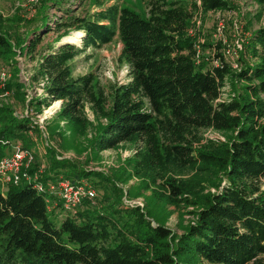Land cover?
<instances>
[{
	"label": "trees",
	"instance_id": "1",
	"mask_svg": "<svg viewBox=\"0 0 264 264\" xmlns=\"http://www.w3.org/2000/svg\"><path fill=\"white\" fill-rule=\"evenodd\" d=\"M254 1L260 18L264 0ZM50 2L55 14L40 19L19 46L35 62L30 81L42 82L30 108L41 114L60 101L54 117L84 136L92 125L89 106L105 120L95 128V152L129 143V166L155 197L198 209L195 221L175 236L139 206L100 209L83 198L66 208L57 195L21 180L0 190V264H264V26L247 37L236 70L221 41L204 44L212 54L199 62L194 38L185 35L197 14L226 9L228 0H142L145 16L108 0ZM74 31L78 42L63 40ZM49 34L55 43L43 46ZM115 37L127 81L101 84L93 71L74 74L78 56ZM11 46L0 31L1 54L8 56ZM228 78L241 87L224 99ZM209 129L224 139L205 137ZM36 131L28 117L0 106V158L19 143L33 151L27 171L44 187L61 180L85 184L88 174L54 155L41 173ZM186 170L195 175L178 177ZM209 187L217 191L205 192ZM58 213L59 220L53 217Z\"/></svg>",
	"mask_w": 264,
	"mask_h": 264
},
{
	"label": "rangeland",
	"instance_id": "2",
	"mask_svg": "<svg viewBox=\"0 0 264 264\" xmlns=\"http://www.w3.org/2000/svg\"><path fill=\"white\" fill-rule=\"evenodd\" d=\"M64 1L71 3L72 0ZM114 2L142 16L146 14L142 0H108L107 4ZM228 2L229 7L226 9L197 14L185 35L194 38L199 62L202 58L209 60L208 56L212 54V49L204 47V44L221 41L226 59L237 70V57L242 53L246 39L252 31L264 26V15L257 17L261 10L254 0H228ZM49 3L50 0H0V31L6 34L12 44L8 56H3L0 51V73L4 72V76L0 75V106L8 107L16 117H28L36 126V133L32 132L35 142L33 149L39 157L38 168L41 173L49 168L51 155L56 156L58 160L68 159L70 165L73 164L84 175H89V178H84L83 182L95 192L90 198L94 206L100 209L115 203L122 208L139 206L143 211L148 212L153 222L157 221L169 228L175 236L180 235L195 221V211L198 208L185 205L175 207L158 199V196L155 197L153 188L147 186L144 178L135 175L129 166V158L133 154V146L129 143H122L114 149L99 153L95 152L91 147L95 128L105 120L96 118L89 106H86L85 113L92 125L84 136L70 132L62 121L54 117L58 109V101L43 109L41 114L30 108V101L43 92L42 82L33 84L30 81L35 62H31L21 54L19 46L26 43L29 34L38 26L40 19L55 14L57 9L50 8ZM75 33V31L71 32L63 40H71V38L75 40ZM53 42L55 43V36L49 34L44 38L42 45H52ZM121 47L119 38L115 37L111 43L101 48L89 49L75 59L74 74L93 71L101 84H106L108 81L121 83L127 81L128 67L119 60ZM244 58L248 59V56ZM240 87L239 81L228 78L222 89V98L236 97ZM16 90L22 93L18 96L20 99L14 96ZM204 136L219 139L225 137L224 134L211 129L204 131ZM194 175L195 171L186 170L178 177L186 179ZM261 186L264 192V179ZM4 188L5 186L0 185V189ZM209 191L216 192L217 189L213 187L205 189V192ZM53 217L59 220L63 215L58 213L53 214Z\"/></svg>",
	"mask_w": 264,
	"mask_h": 264
},
{
	"label": "built area",
	"instance_id": "3",
	"mask_svg": "<svg viewBox=\"0 0 264 264\" xmlns=\"http://www.w3.org/2000/svg\"><path fill=\"white\" fill-rule=\"evenodd\" d=\"M4 76V72L0 73ZM11 152L0 158V185L18 184L21 180L34 182L38 191H47L60 197L66 208H74L83 198H92L94 190L86 184H72L61 180L58 184H50L47 188L37 181V174L31 176L27 169L33 161V151L20 144H10Z\"/></svg>",
	"mask_w": 264,
	"mask_h": 264
},
{
	"label": "bare ground",
	"instance_id": "4",
	"mask_svg": "<svg viewBox=\"0 0 264 264\" xmlns=\"http://www.w3.org/2000/svg\"><path fill=\"white\" fill-rule=\"evenodd\" d=\"M77 35H78V32L75 33V35H74V36L76 37V39L74 40V39L71 38V40H72V41H79L78 39H79L80 34H79L78 36H77ZM68 38H69V37H68ZM71 40H67V41L72 42Z\"/></svg>",
	"mask_w": 264,
	"mask_h": 264
},
{
	"label": "crops",
	"instance_id": "5",
	"mask_svg": "<svg viewBox=\"0 0 264 264\" xmlns=\"http://www.w3.org/2000/svg\"><path fill=\"white\" fill-rule=\"evenodd\" d=\"M1 191H5L6 190V188H4V189H0Z\"/></svg>",
	"mask_w": 264,
	"mask_h": 264
},
{
	"label": "water",
	"instance_id": "6",
	"mask_svg": "<svg viewBox=\"0 0 264 264\" xmlns=\"http://www.w3.org/2000/svg\"><path fill=\"white\" fill-rule=\"evenodd\" d=\"M60 105V101H58V106Z\"/></svg>",
	"mask_w": 264,
	"mask_h": 264
}]
</instances>
